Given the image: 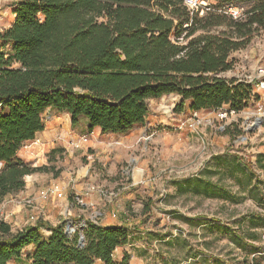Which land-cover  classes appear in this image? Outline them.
<instances>
[{
  "label": "trees",
  "instance_id": "obj_1",
  "mask_svg": "<svg viewBox=\"0 0 264 264\" xmlns=\"http://www.w3.org/2000/svg\"><path fill=\"white\" fill-rule=\"evenodd\" d=\"M229 5L241 15L225 13ZM10 6L12 22L0 32V200L23 190L26 175L48 169L17 154L44 129L48 108L67 113L72 127L83 116L90 130L126 134L144 122L149 101L163 95L179 96L177 111L188 102L191 111L234 112L256 96L252 81L223 73L234 67L233 53L264 32V0H214L201 15L183 0H12ZM127 240L122 224L86 221L82 233L71 235L62 222L38 219L12 231L0 219V264L18 262L26 248L29 264H130L127 252L113 256Z\"/></svg>",
  "mask_w": 264,
  "mask_h": 264
},
{
  "label": "rangeland",
  "instance_id": "obj_2",
  "mask_svg": "<svg viewBox=\"0 0 264 264\" xmlns=\"http://www.w3.org/2000/svg\"><path fill=\"white\" fill-rule=\"evenodd\" d=\"M11 1L0 0V32L12 22ZM233 55L236 61L223 73L226 77L249 75L253 64L255 70L264 68V32H256ZM257 87L260 95L224 119L218 116L220 109L191 111L188 102L177 111L176 94L151 99L144 122L126 134L102 133L98 128L91 132L83 116L72 127L67 113L50 108L43 113L46 124L58 117L65 135L74 140L84 134L88 142L70 149V140L50 152L49 171L64 185L62 197L37 200L33 193L7 195L0 200V219L11 218L18 212L16 205H21L37 217L29 218L35 223L42 219L37 213L42 209L40 201L82 208L75 195L93 184L117 195L109 199L96 194L100 208L94 204L93 211L88 204L86 210L66 215L61 222L71 235L82 233L96 212H101L100 218L103 210L114 208L122 223L145 232L150 264H264V86ZM195 118L202 121L196 131L191 126ZM226 128L235 133L234 138L225 133ZM127 141L135 146L124 144ZM243 161L251 164L250 170ZM26 199H32V207L25 205ZM28 250L9 264H29L24 256Z\"/></svg>",
  "mask_w": 264,
  "mask_h": 264
},
{
  "label": "crops",
  "instance_id": "obj_3",
  "mask_svg": "<svg viewBox=\"0 0 264 264\" xmlns=\"http://www.w3.org/2000/svg\"><path fill=\"white\" fill-rule=\"evenodd\" d=\"M250 69L251 70H248V71L251 73L243 77L249 81H251L250 78L253 79L259 76L257 73V70H255L254 64L250 66ZM258 80H259L258 83H254L252 81V87H253V92L256 93L257 95H260V91L257 86L260 84H261V88L264 86L263 84L264 74L260 76ZM49 109L50 108L46 109L45 112ZM201 110H204V109H201ZM201 110H198V111H201ZM57 118L55 120L50 121L48 124L44 122V129L42 131L37 132L34 139L25 141L22 147L19 149L17 153L19 157L23 158L24 160L28 162H31L33 166L47 165L48 169L45 171L43 170V171L34 172L29 175H26L25 176V182H26L25 188L21 190L20 192L13 194L14 196H26L28 194L33 193L36 199L40 200L39 198H37L38 191H35V189L37 188L41 189L45 185H51V184H57L58 186H61L64 188V185H61V183L58 181V178L52 177V173L51 171H49V165H48L49 163H51L52 160L51 159L49 160L48 157L50 156V152H52V150L55 151V149L59 147H64L68 141L73 139V137H71L72 135L64 134L65 131L62 130L63 124L59 120H57ZM67 121L69 123V119ZM95 128H93L91 132H93ZM145 138H146L145 140H147L149 136H146ZM145 143L147 142L142 141V144H145ZM90 144L93 145V142H91ZM124 144H127V145L131 144L133 147L135 146L134 143L131 141L124 142ZM25 145H28V149L25 147ZM27 153L29 155L28 157H25ZM1 165L2 163L0 162V167ZM79 191L80 189L77 190V192ZM122 195L124 196V194ZM126 196L131 197L132 193H128ZM98 200H99V197L95 193L88 194V196L85 197V203H84L85 205L83 204L80 206L82 208H79V207L72 208L71 206L68 207L67 206L68 203H65L62 208H59L58 206H56L55 204H52L51 202L44 203V201H40V207L42 209H39L37 213L41 212V216H42L41 218L43 220L48 221L51 224H56L58 222H61L65 218L66 215L71 214L72 211H75V209L86 210V208L83 209V207H86L88 204H91V206H93V211L95 210L94 204L96 205L97 208H100V206H98L99 204ZM16 206L17 207L14 208V210L15 211L18 210V212L15 215H13L11 218H8L7 220H5L6 222L10 224L12 231L19 230L26 224H33L32 221H29V215H30L29 212H27L26 209H22L21 205H16ZM117 213H118L117 210L115 211L114 208H111L109 211H106V212L105 210H103V213H102L103 216H101L99 219L94 220L92 216V217H89V220L96 222L102 226L123 224L128 230V240H127V243H125L124 245L116 247L115 252H114L115 258L120 259L123 255V252H127L130 255V259H129L130 264H150L149 262L150 257H148L149 249L146 246L147 241H145L146 240L145 232L141 230L142 229L141 227L140 228H135V227L129 228L128 225H126L125 223H122L120 219H117V216L119 218V215ZM61 215L63 217L61 218V220L60 219L58 220L59 216ZM136 260H138V262H136ZM93 264H103V263L100 259H96L93 262Z\"/></svg>",
  "mask_w": 264,
  "mask_h": 264
},
{
  "label": "built area",
  "instance_id": "obj_4",
  "mask_svg": "<svg viewBox=\"0 0 264 264\" xmlns=\"http://www.w3.org/2000/svg\"><path fill=\"white\" fill-rule=\"evenodd\" d=\"M183 4L186 6V8L188 9V11L190 13L198 12L200 15L203 14L205 11L210 10V8H211L210 2L206 1V0H183ZM224 12L227 13L228 15H230L232 18H237L241 15L240 8H238L236 6H232V5L227 6V8L224 10ZM257 73L259 76H257L256 78H253V79L250 78V80L253 81L254 83H257L256 80L259 79L260 76H262L264 74V68L258 67ZM229 112L233 113V111L222 110V108H221L220 110H218V116L220 119L227 118V115ZM201 122L202 121L199 118L194 119V121L192 123V127L195 131L197 130V128L199 127ZM87 142H88V137L83 134V135L77 137L76 139L70 141L68 148H70V149L80 148L84 144H86ZM25 147H28V146L26 145ZM140 181H142V180H140ZM90 193H95L98 195L107 196V197H109V199L112 197H115L117 195V191L115 192L114 190H105L99 186L89 184V185H86L84 187L83 191L80 194L75 195V199L79 204L80 203L84 204L83 196L88 195ZM62 196H63L62 187L58 186L57 184L47 185V186H44L38 190V197L40 199H43V200L48 199V198L49 199L50 198L58 199ZM25 205L28 207H32L33 206L32 205V199H26ZM100 214H101V212H99V211L96 212L93 218L98 219ZM29 218L33 221V220H36L37 217L35 218V215L33 213H31ZM65 231L66 232L70 231V228L67 226ZM113 256H115V254H113Z\"/></svg>",
  "mask_w": 264,
  "mask_h": 264
},
{
  "label": "water",
  "instance_id": "obj_5",
  "mask_svg": "<svg viewBox=\"0 0 264 264\" xmlns=\"http://www.w3.org/2000/svg\"><path fill=\"white\" fill-rule=\"evenodd\" d=\"M82 238H83V236H82V234L80 235V241H82Z\"/></svg>",
  "mask_w": 264,
  "mask_h": 264
}]
</instances>
